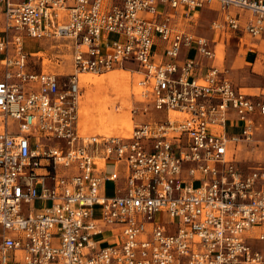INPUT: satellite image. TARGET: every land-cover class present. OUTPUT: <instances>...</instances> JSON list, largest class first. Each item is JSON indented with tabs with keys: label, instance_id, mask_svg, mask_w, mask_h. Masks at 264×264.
I'll use <instances>...</instances> for the list:
<instances>
[{
	"label": "built area",
	"instance_id": "obj_1",
	"mask_svg": "<svg viewBox=\"0 0 264 264\" xmlns=\"http://www.w3.org/2000/svg\"><path fill=\"white\" fill-rule=\"evenodd\" d=\"M204 7L214 35H264V0H0V264H264V159L229 154L264 92L178 23ZM24 37L77 73L133 65L129 134L81 133L78 75Z\"/></svg>",
	"mask_w": 264,
	"mask_h": 264
},
{
	"label": "rangeland",
	"instance_id": "obj_2",
	"mask_svg": "<svg viewBox=\"0 0 264 264\" xmlns=\"http://www.w3.org/2000/svg\"><path fill=\"white\" fill-rule=\"evenodd\" d=\"M212 7L218 9L217 4H213ZM215 12L208 11L209 15L207 16L200 14L199 17H201L200 20L203 23L201 34L210 35L212 33L207 24L209 20L217 16V12ZM178 23L184 25L187 20L179 17ZM25 39H29L27 43L24 40L25 51H31L35 54L39 41L28 37ZM39 48L40 52L38 54L43 58L42 67L44 71L54 72L61 76H68L73 73L79 74L75 71L71 55L65 48L59 46L58 49L56 46L51 45L49 41H41ZM215 51L214 64L226 68L227 71L230 68L228 76L232 82L235 83L231 73V71H234L239 79L250 80L253 88H243L244 91L252 94L264 92V69H262V64L258 62L254 68L249 67L253 62L252 59L258 53L259 55L264 53V35L251 37L244 34L238 39L232 34L226 43L216 45ZM259 55L257 57H260ZM242 69L244 70L243 73L241 72ZM109 70L114 71L103 76L91 75L100 79L101 82L98 85L90 84L87 87L81 82L79 83L78 125L81 133L123 135L120 132L128 130V135L133 123L138 119V116L130 111L133 106L137 105L135 101L140 99L137 83L140 76L134 72L135 67L127 65L126 67H115ZM109 70L95 74H101ZM253 120L255 125L251 139L248 141L239 140L235 145H232L229 152L238 161V165L242 169H247L255 165L257 161L264 159V115L256 114ZM106 187L110 192L113 185L107 183Z\"/></svg>",
	"mask_w": 264,
	"mask_h": 264
},
{
	"label": "crops",
	"instance_id": "obj_3",
	"mask_svg": "<svg viewBox=\"0 0 264 264\" xmlns=\"http://www.w3.org/2000/svg\"><path fill=\"white\" fill-rule=\"evenodd\" d=\"M206 11H207V13H206ZM208 11H213V12H215L216 10H214V9H212V8H209V7H204V8H202V9H200L199 11H196L194 14H193V16L190 18V19H188L189 21H187V23L186 24H184V28L185 29H187V30H189V31H191L192 33H194V34H197V35H202V36H204L205 38H208V39H212V40H216V43L214 44V47H215V50H216V45H218V44H223V43H226L227 41H228V39L227 38H223V37H221V36H218V35H214L213 33H210V35H203V34H201L200 33V31H201V28L203 27V23H201V17H199L200 16V14H203V15H205V16H207V15H209V13H208ZM217 12V11H216ZM215 12V13H216ZM218 15V14H217ZM204 16V17H205ZM181 18H182V16H181ZM185 19V18H184ZM214 19V18H213ZM213 19H211V20H209L208 21V24H207V27L208 28H210L209 27V25H210V22L213 20ZM211 29V28H210ZM212 31V30H211ZM239 42H240V40H239ZM264 53H260V55H259V53L257 54V56L259 55L260 57H255L254 59H252L253 60V62H252V64H250L249 65V67L251 66V68H254L256 65H257V63L258 62H260L261 64H262V69H264V60H263V57H262V55H263ZM228 71L230 72V68L228 69ZM241 72L243 73L244 72V70L242 69L241 70ZM231 73L233 74V77H234V80H235V85L236 86H238V87H240V88H253V86L251 85V82H250V80L249 79H245V78H241V79H239V77H238V75H235L236 74V72H234V71H231ZM81 82V81H80ZM263 90H264V88H263Z\"/></svg>",
	"mask_w": 264,
	"mask_h": 264
},
{
	"label": "bare ground",
	"instance_id": "obj_4",
	"mask_svg": "<svg viewBox=\"0 0 264 264\" xmlns=\"http://www.w3.org/2000/svg\"><path fill=\"white\" fill-rule=\"evenodd\" d=\"M26 37H24V40H26L25 41V43H27V41H29V39H25ZM24 40H23V43H24ZM36 40V39H35ZM24 43V44H25ZM111 71H114V70H109V71H107V72H104V73H101V74H95V73H92V72H83V73H79L78 74V77H79V83H80V81H81V83L82 84H84L85 86H90V84H97L98 85V83L99 82H101L100 81V79L98 78H96V77H93V76H91V75H96V76H103V75H105V74H107V73H109V72H111ZM118 71H122V70H118ZM125 71V70H124ZM88 74V75H87ZM90 75V76H89ZM134 75V74H133ZM102 119V118H101ZM128 120V119H127ZM109 121V120H108ZM107 123V122H106ZM102 126V125H101ZM106 126V125H105ZM130 130V129H129ZM120 133H122L124 136H126L127 135V133H128V130H125V131H123V132H120ZM102 134H106V133H102Z\"/></svg>",
	"mask_w": 264,
	"mask_h": 264
}]
</instances>
